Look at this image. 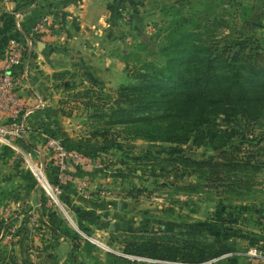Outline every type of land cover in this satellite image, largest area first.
Returning <instances> with one entry per match:
<instances>
[{"label": "rangeland", "instance_id": "1", "mask_svg": "<svg viewBox=\"0 0 264 264\" xmlns=\"http://www.w3.org/2000/svg\"><path fill=\"white\" fill-rule=\"evenodd\" d=\"M60 1L74 4L78 12L65 18L59 9L57 27L48 32L53 38L46 40L47 60L54 70L40 77L44 103L37 116L45 119L42 132L70 149H84L77 143L93 138L129 145L130 151L117 157L128 173L126 184L118 171H107L116 196L123 193L128 202L121 197L118 216L107 224L73 215V221L68 218L39 231L41 215L24 216L30 223L24 228L14 221L20 214L13 215L0 222V264H102L99 257H105L103 264H264V258L248 254L252 247L264 246V113L255 119L219 114L213 125L216 141H230L226 149L240 163L214 169L216 176L207 167L196 171L185 161L187 156L216 157L218 152L209 145L148 141L136 128L107 124L104 107L102 111L104 101L114 108L124 101L121 86L135 83L153 65H165L163 47L177 24L199 33L187 37L189 46L249 38L264 48V0ZM44 33L32 38L33 49ZM97 101L93 107L86 104ZM228 133L234 134L230 140ZM171 146L182 150L171 152ZM37 186L46 204L51 202L44 187ZM60 200L63 206L52 207L68 217L63 195ZM50 212L44 214L47 219ZM196 243L229 250L198 262L191 256ZM150 244L165 257L172 245L179 249L178 256L157 260L127 250L143 253ZM121 253L152 261H131Z\"/></svg>", "mask_w": 264, "mask_h": 264}, {"label": "trees", "instance_id": "2", "mask_svg": "<svg viewBox=\"0 0 264 264\" xmlns=\"http://www.w3.org/2000/svg\"><path fill=\"white\" fill-rule=\"evenodd\" d=\"M169 34L170 41L163 47L165 65H153L145 69V74L137 76L135 83L121 86L124 101L117 108L104 101L103 116L108 118L107 124L136 128L140 131L137 134L148 141L180 146L190 143L198 148L209 145L218 152L216 157L197 160L186 155L185 161L194 165L196 171L207 167L212 170L211 175L218 176L214 169L240 163V158L231 156L226 149L230 141H216L219 136L213 125L219 114L227 118L241 115L255 119L264 113V48L253 45L249 38L232 39L224 45L204 41L189 46L187 37L199 33L186 31L181 24ZM86 104L93 107L99 103ZM227 135L228 140L234 136ZM168 150L180 152L182 148L171 146ZM194 245L197 249L191 256L198 262L229 250ZM150 246L143 253L127 250L157 260H175L178 256L179 249L172 245L168 247V257L160 255L156 245Z\"/></svg>", "mask_w": 264, "mask_h": 264}, {"label": "crops", "instance_id": "3", "mask_svg": "<svg viewBox=\"0 0 264 264\" xmlns=\"http://www.w3.org/2000/svg\"><path fill=\"white\" fill-rule=\"evenodd\" d=\"M97 5L101 6L100 1L97 2ZM59 9L62 10L61 14L65 18L76 16L77 13L73 12H78L74 4L68 5V2H61L60 0H0V66L6 60L8 54L6 42L13 38L26 42L25 37L18 35L17 25H20L25 36H28L41 19H47L46 26L40 32V34L45 32V38L36 40L37 48L33 49L29 55L27 54L25 58L21 70L26 69L28 75L27 79L21 84L18 93L25 108L30 109L32 112L27 120L24 144L35 156L38 152L43 153L49 165L48 173L51 178H54L55 174L53 173L50 152L44 147L46 134L42 132V124L45 119L42 117L43 115L38 117L37 114L41 113L40 108L44 103L43 95L40 94V92H44L41 90L40 77L42 73L46 76L54 70L47 60L50 47L46 40L53 38L52 34H48V32H52L57 27ZM85 11H87V6L84 5ZM52 25L54 28H52ZM117 144L111 143L108 139L93 138L79 142L76 146L82 147L88 152L90 151L91 155L106 165V171H109L112 175L118 171L122 175L119 180L122 181L123 179V183L126 184L127 178L129 179L128 173L118 162L117 157L118 154H126L130 149H128L129 145L117 146ZM117 147H121V149ZM74 175L75 178L65 185L63 192V203L70 215L72 214L71 217L74 215L76 219L78 216L91 220L97 219V222L101 220L102 223L107 224L109 220L118 216L116 211L121 210V197L128 202L123 193L116 196L119 199L118 201L115 200L116 198L104 197L96 193L85 196L78 191V182L88 175V171L83 167H77ZM101 175L99 173L97 178L104 180L109 173L103 172V175ZM37 185L38 181L24 160L18 157L12 148L0 147V222L7 221L11 216L20 214V216L15 217L14 221L17 222L18 226L29 227L30 223L27 219H24V216L29 217L32 213H36L37 216L41 215L38 225L42 229L38 230L42 231L47 225L51 224L57 227L63 221H66L68 217L56 211L51 205L46 204V197ZM48 206L51 209H47ZM48 212H50V218L48 217L50 221L44 216ZM131 226L125 225L124 228H130ZM36 228L40 227H34V229ZM99 260L102 264L103 261H106L105 257H99Z\"/></svg>", "mask_w": 264, "mask_h": 264}, {"label": "built area", "instance_id": "4", "mask_svg": "<svg viewBox=\"0 0 264 264\" xmlns=\"http://www.w3.org/2000/svg\"><path fill=\"white\" fill-rule=\"evenodd\" d=\"M47 19H41L28 36H25L20 25H17L18 35L25 37V41L13 38L7 45V58L0 66V147L12 148L21 157L33 173L38 183L44 187L50 197L48 204L53 203L63 206L60 197L63 195L64 187L75 178L77 167H83L88 175L78 182V191L85 196L94 193L110 198H116V193L110 187L111 179L104 180L97 178L103 172L107 173L106 165L93 155L79 150L67 148L61 139L55 136L44 137V147L50 152L54 178L48 173V164L43 153L34 155L24 144L26 137L27 120L31 110L25 108L18 90L21 84L27 79L28 72L22 71L27 54L33 50V41L43 31ZM30 37V38H29ZM22 143V144H21ZM101 175V176H102ZM46 184H45V183ZM68 218L72 220L69 212L65 210ZM264 225V218L262 219ZM96 243L104 245L101 241L94 239ZM248 254L254 258H264V246L252 247ZM121 255L131 261H152L142 256H133L125 253Z\"/></svg>", "mask_w": 264, "mask_h": 264}, {"label": "water", "instance_id": "5", "mask_svg": "<svg viewBox=\"0 0 264 264\" xmlns=\"http://www.w3.org/2000/svg\"><path fill=\"white\" fill-rule=\"evenodd\" d=\"M40 44H43V43H40Z\"/></svg>", "mask_w": 264, "mask_h": 264}, {"label": "bare ground", "instance_id": "6", "mask_svg": "<svg viewBox=\"0 0 264 264\" xmlns=\"http://www.w3.org/2000/svg\"><path fill=\"white\" fill-rule=\"evenodd\" d=\"M45 183V182H44ZM46 184V183H45Z\"/></svg>", "mask_w": 264, "mask_h": 264}]
</instances>
